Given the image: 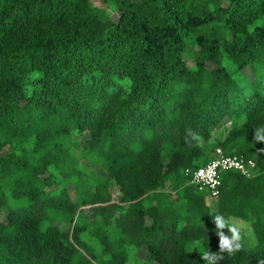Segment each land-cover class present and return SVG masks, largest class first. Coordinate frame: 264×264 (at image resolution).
<instances>
[{
  "label": "trees",
  "instance_id": "trees-1",
  "mask_svg": "<svg viewBox=\"0 0 264 264\" xmlns=\"http://www.w3.org/2000/svg\"><path fill=\"white\" fill-rule=\"evenodd\" d=\"M104 3L0 0V264H205L217 212L255 238L218 264H264V0ZM217 149L256 175L214 204Z\"/></svg>",
  "mask_w": 264,
  "mask_h": 264
},
{
  "label": "built area",
  "instance_id": "built-area-1",
  "mask_svg": "<svg viewBox=\"0 0 264 264\" xmlns=\"http://www.w3.org/2000/svg\"><path fill=\"white\" fill-rule=\"evenodd\" d=\"M228 171L239 172L248 178L256 172V163L239 156H226L217 149L207 165L196 170L185 169V175L190 177L191 183L197 188L205 190L210 199H215L220 193V177Z\"/></svg>",
  "mask_w": 264,
  "mask_h": 264
},
{
  "label": "clouds",
  "instance_id": "clouds-1",
  "mask_svg": "<svg viewBox=\"0 0 264 264\" xmlns=\"http://www.w3.org/2000/svg\"><path fill=\"white\" fill-rule=\"evenodd\" d=\"M193 137L195 134L190 133ZM253 141L255 143H264V135L260 134V129H256L253 133ZM260 152H264V149H258ZM213 223L215 225L216 235L219 237L217 252H207L201 255L205 264H218L219 260L224 259V254L233 256L237 252L241 251L244 247L243 238L241 235V228L239 224L232 217H225L223 214L217 212L212 216ZM228 230L226 235L223 231Z\"/></svg>",
  "mask_w": 264,
  "mask_h": 264
},
{
  "label": "rangeland",
  "instance_id": "rangeland-1",
  "mask_svg": "<svg viewBox=\"0 0 264 264\" xmlns=\"http://www.w3.org/2000/svg\"><path fill=\"white\" fill-rule=\"evenodd\" d=\"M90 4L95 7L98 8L101 11H104L105 13H107L108 15H111L112 18H116V13L112 10V8L109 7V5L104 3V0H90ZM4 215L5 213L2 212L0 213V219L3 220L4 219ZM247 224H244L243 226H245ZM108 231L110 234V239L112 242H118L119 240L117 238H119L121 235L119 233V227H115L114 225H112L111 227H108ZM245 235V240H244V245L246 248H251L253 247L254 241H253V234L252 231L249 229H247V231L244 233ZM132 258H135V256L132 254ZM143 260L140 259L139 263H142ZM128 264H133V260H130Z\"/></svg>",
  "mask_w": 264,
  "mask_h": 264
},
{
  "label": "crops",
  "instance_id": "crops-1",
  "mask_svg": "<svg viewBox=\"0 0 264 264\" xmlns=\"http://www.w3.org/2000/svg\"><path fill=\"white\" fill-rule=\"evenodd\" d=\"M255 175H256V172L253 174V176H255ZM212 201L214 202V204H216V199L215 200H212ZM236 211H237V208H236ZM236 211H235V213H236ZM242 216H244V215L242 214ZM247 216H251V214L248 213ZM230 217L234 218V220L239 224L241 230H243L244 233L247 231V229L249 230V222H246V221H244L242 219H239V217H237V218L235 216H230ZM244 224H247V225L243 226ZM253 241H254V244H255V238H254V236H253Z\"/></svg>",
  "mask_w": 264,
  "mask_h": 264
}]
</instances>
